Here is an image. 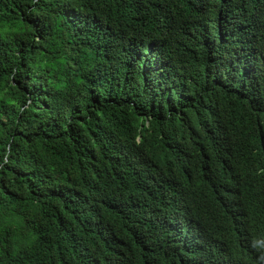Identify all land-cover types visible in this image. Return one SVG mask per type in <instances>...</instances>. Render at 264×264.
<instances>
[{
  "label": "trees",
  "instance_id": "trees-1",
  "mask_svg": "<svg viewBox=\"0 0 264 264\" xmlns=\"http://www.w3.org/2000/svg\"><path fill=\"white\" fill-rule=\"evenodd\" d=\"M0 264H264V0H0Z\"/></svg>",
  "mask_w": 264,
  "mask_h": 264
}]
</instances>
